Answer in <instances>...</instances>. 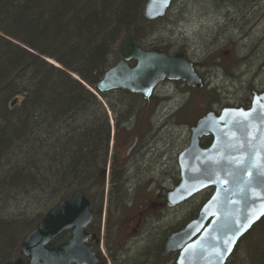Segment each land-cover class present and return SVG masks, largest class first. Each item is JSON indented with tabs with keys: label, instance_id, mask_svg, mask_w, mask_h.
<instances>
[{
	"label": "trees",
	"instance_id": "16d2710c",
	"mask_svg": "<svg viewBox=\"0 0 264 264\" xmlns=\"http://www.w3.org/2000/svg\"><path fill=\"white\" fill-rule=\"evenodd\" d=\"M144 1L0 0V264L22 257L24 236L58 201L74 192L90 201L93 217L85 230L99 238L106 174L109 186L103 245L110 264H168L175 254L161 255L165 239L195 218L208 199L210 193L179 223L151 226L168 208L165 193H161L165 189L154 187L152 177L140 184L136 175L132 176L135 183L129 185L132 151L122 156L118 148L128 135L138 139L144 136L135 128L143 120L145 131H152L159 98L151 95L144 99L121 89L105 93L96 90L109 57L118 56L126 36L142 49L156 46L149 38L161 18L145 19ZM202 1L221 17L227 42L211 55L212 60L206 56L194 62V67L234 72L244 66L251 71L257 54L264 53V34L251 41L253 34L244 29L250 26L260 31L257 26L264 22V0ZM234 28L240 31L239 37L232 34ZM143 39L150 44L142 46ZM243 39L252 43L247 55L237 51ZM160 49L169 52L166 46ZM225 52L230 55L225 56ZM228 57L226 64L215 61ZM261 66L264 68L259 65L256 73L263 70ZM178 84L189 95L183 110L194 93L210 90L216 95L215 89L207 90L205 85L194 89ZM107 111L112 115V134ZM200 116L192 120L182 115V124L192 126ZM209 142L208 137L201 140L202 146ZM32 204L38 208L34 218L10 212L19 205ZM70 236L71 231L65 230L49 246L60 245ZM251 239L254 241L245 258L236 261L237 246L242 242L246 246ZM94 250L107 264L97 245ZM227 264H264V217L239 240Z\"/></svg>",
	"mask_w": 264,
	"mask_h": 264
},
{
	"label": "water",
	"instance_id": "95a60500",
	"mask_svg": "<svg viewBox=\"0 0 264 264\" xmlns=\"http://www.w3.org/2000/svg\"><path fill=\"white\" fill-rule=\"evenodd\" d=\"M171 1L145 0L143 17H163ZM118 55L120 60L97 82L98 92L121 89L148 99L163 80L181 81L192 88L202 85L184 52L168 55L159 48L145 50L127 37ZM205 137H211V142L204 147ZM176 162L179 179L165 193L168 208L204 189L213 191L195 218L167 236L161 255L176 253L175 264H227L239 240L264 217V90L252 92L247 109L224 107L202 115L190 128L188 143ZM92 217L90 201L79 192L70 194L24 236L23 257L4 264H99L87 244L85 227ZM65 230L71 231L70 238L49 246Z\"/></svg>",
	"mask_w": 264,
	"mask_h": 264
},
{
	"label": "rangeland",
	"instance_id": "374dc122",
	"mask_svg": "<svg viewBox=\"0 0 264 264\" xmlns=\"http://www.w3.org/2000/svg\"><path fill=\"white\" fill-rule=\"evenodd\" d=\"M179 10L181 13L175 15ZM216 14L205 1L177 0V3L167 12L166 16L154 24L155 34L151 35L149 39L153 41L151 43L156 45L155 47L166 46L169 52L173 48L186 49V54L193 63L206 56L212 60L211 55L226 46L227 42V34H223L225 29L221 26V17ZM262 23L257 26L260 31H256L255 28L252 30L250 26L245 27L244 32L249 33L251 31L253 34L251 41L264 34V24ZM231 30V28L228 29V32L231 33ZM239 32V30L235 29L232 34L239 37ZM241 42L243 46L238 48L237 51L240 55H247L250 52L252 43H250L249 39H243ZM262 48L264 49V47ZM227 55H230L229 52H225V56ZM262 57H264V53H258L255 59L256 63L254 58L251 57L252 59L250 60H252L253 64L255 63L251 71H246L244 66H241V70H235L234 72H226L222 68H213L211 71H206L205 68L196 69L206 89L215 88L216 95L210 90L209 93H194L193 97L191 96V100L188 98L191 103L188 104L189 106L185 110H183V104L187 103L185 101L188 95L184 93L183 86L177 82L163 81V84L159 85L153 93L158 98H165V101H163L161 106H158L152 117V131L150 133L145 131L144 120L137 124V129L140 132L143 131L144 136L140 137L137 143L138 149L132 151L128 159L129 162H132L129 185L132 186L135 183V179L132 176L136 175L140 184L152 177L156 181L154 187L159 185L165 189L161 193L171 189L175 185V181L179 179L176 162L177 155L187 145L189 138V127L182 124L181 116H188L194 120L193 117L195 115L197 116L200 113L203 115L206 113V109L211 107V110L214 111H218L221 107H247L251 99V92L253 90L256 92L264 90V68L261 66L263 70H259L256 73L257 67L261 64L264 65ZM228 59L229 57L223 61V59L217 58L215 61L226 64ZM215 100L219 102L216 103ZM206 102L211 103L205 104ZM191 107L192 109L188 110ZM132 137L133 135H128L126 142L118 148V152L122 156L125 154V148L130 144ZM209 190L198 193L188 200L187 203L163 210L159 221L154 219L153 222L149 221V223L152 222L151 226L167 225L169 227L181 222L191 210L200 205L207 194L210 193ZM106 191L103 198L99 235L102 237V241L107 208ZM37 211L38 208L32 204V207L19 205L10 212L14 215H26L34 218ZM252 241L254 239H251L246 246L244 245L245 242L237 246L234 253L236 261H242L245 258V251L248 252L251 244H253ZM138 242L141 243V241ZM99 251L104 261L110 264L104 245L99 246ZM175 258L176 256L173 255L168 264H175Z\"/></svg>",
	"mask_w": 264,
	"mask_h": 264
},
{
	"label": "bare ground",
	"instance_id": "6f19581e",
	"mask_svg": "<svg viewBox=\"0 0 264 264\" xmlns=\"http://www.w3.org/2000/svg\"><path fill=\"white\" fill-rule=\"evenodd\" d=\"M175 3H177V0H172L171 1V3H170V5H169V7L167 8V11H166V13H165V15L164 16H166V14H167V12L172 8V6L175 4ZM181 13V11L179 10V11H177L176 13H175V15H177V14H180ZM174 15V16H175ZM163 16V17H164ZM162 18V17H161ZM160 19V18H159ZM176 19H178V18H176ZM175 19V20H176ZM155 20H158V19H155ZM150 21V20H149ZM152 21V20H151ZM155 34V33H154ZM153 34V35H154ZM127 37H131V36H126L125 38H127ZM124 38V39H125ZM123 39V40H124ZM141 44H142V46H146V44H150V41L148 40V39H143V40H141V42H140ZM173 51V52H172ZM172 53H177V52H182L183 50H179V48H173L172 49ZM48 63H51V64H53L54 66H56V67H58V68H62L58 63H56L55 61H53V60H51V59H49V58H46L45 59ZM120 60V57H119V55L117 56V57H114V56H110L109 57V63H108V66H107V68L108 67H110L111 65H113L114 63H116L117 61H119ZM106 68V69H107ZM106 69L104 70V72L106 71ZM104 72H103V74H104ZM103 74H102V76H103ZM75 79H77V80H79L75 75H72ZM101 76V77H102ZM101 77H100V79H101ZM99 79V80H100ZM87 88H89L88 86H87ZM211 89H215V88H211ZM216 90V89H215ZM184 93L185 94H187V92L186 91H184ZM188 95V94H187ZM189 96V95H188ZM186 100H187V98H186ZM163 101H165V98H163V97H160L159 98V102H158V106H161L162 104H163ZM217 102H219L218 100L216 101V103ZM185 103H186V101H185ZM220 105V104H219ZM205 114V113H204ZM202 116V115H201ZM200 116V117H201ZM107 117H108V119H109V121H110V125H111V134L113 133V121H112V115H111V113H109V111H107ZM199 117V118H200ZM198 118V119H199ZM197 119V120H198ZM192 126H189V130H190V128H191ZM135 128H137V125L135 126ZM112 136V135H111ZM134 137H136V136H133L132 137V140H131V142H130V144L125 148V151L127 152V149L129 148V147H131L132 146V144H133V138ZM138 141L136 140V142H135V144L132 146V148L130 149V151L132 150V151H134V150H137L138 148ZM112 149H113V147H112V144L110 143V145H109V155L111 156V153H112ZM107 173V172H106ZM108 186H109V184H108V179H107V174H106V186H105V189L106 188H108ZM107 190V189H106ZM89 237H90V234H89ZM96 240H97V246H98V249H99V246L100 245H103V241H102V237L101 236H99V238H96Z\"/></svg>",
	"mask_w": 264,
	"mask_h": 264
},
{
	"label": "flooded vegetation",
	"instance_id": "af4514ba",
	"mask_svg": "<svg viewBox=\"0 0 264 264\" xmlns=\"http://www.w3.org/2000/svg\"><path fill=\"white\" fill-rule=\"evenodd\" d=\"M182 52H184L185 53V51H182ZM166 53V52H165ZM167 54L169 55V54H173L171 51L170 52H167ZM185 55H186V53H185ZM186 57H187V55H186ZM129 64L132 66L133 64H134V61H129ZM165 81H167V80H165ZM161 84H163V81L159 84V85H161ZM158 85V86H159ZM184 90V89H183ZM252 93V92H251ZM251 100V99H250ZM249 105H250V101H249V104H248V106L247 107H243L244 109H247L248 107H249ZM239 107H242V106H239ZM223 107H221L220 109H222ZM219 109V110H220ZM218 110V111H219ZM212 111H214V110H212ZM216 112H218L217 110H215ZM208 138H210V141H211V137H208ZM210 143V142H209ZM126 155H127V153H126ZM209 190V189H208ZM210 191V194H211V192H212V189H210L209 190ZM87 244L91 247V249L93 250V252H94V254H95V257H96V261L99 263V264H103L102 263V261H100L99 259H98V256L96 255V251L94 250L95 249V247H96V245H97V240H96V237H95V235L94 234H90V237H89V239H88V241H87Z\"/></svg>",
	"mask_w": 264,
	"mask_h": 264
}]
</instances>
